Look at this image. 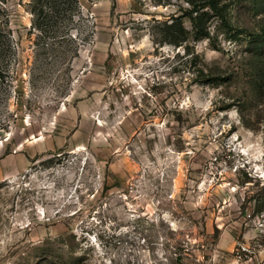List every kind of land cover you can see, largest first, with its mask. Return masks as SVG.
I'll return each mask as SVG.
<instances>
[{"label": "rangeland", "instance_id": "rangeland-1", "mask_svg": "<svg viewBox=\"0 0 264 264\" xmlns=\"http://www.w3.org/2000/svg\"><path fill=\"white\" fill-rule=\"evenodd\" d=\"M29 1L0 14V264H264V0H79L43 46Z\"/></svg>", "mask_w": 264, "mask_h": 264}, {"label": "trees", "instance_id": "trees-1", "mask_svg": "<svg viewBox=\"0 0 264 264\" xmlns=\"http://www.w3.org/2000/svg\"><path fill=\"white\" fill-rule=\"evenodd\" d=\"M79 2V0H30L28 2L31 4L30 11L34 16V28L40 31L38 38L42 39L41 46H43L44 37L56 40L57 38L61 39L65 38V36L71 35L70 31H66L65 33L60 31V33L56 34V29L53 27H58L59 20L63 17H69L71 20L72 18H75V16L79 14ZM4 3H6V0H0V14L5 11V8L3 7ZM199 8L202 7L194 5L192 12H197V14L192 16V20L197 34H199V36H206L208 35V31H206V27H204V24H202L201 21L204 20V15H207V13L205 11L199 13ZM44 25H46V27H43ZM69 29L71 30L72 27H69ZM181 33L184 36L183 38L171 42L180 44L185 41L187 38V32L184 27H181ZM35 44L38 45L37 41ZM12 47L11 33L8 34L0 28V52L2 54L8 53L13 50Z\"/></svg>", "mask_w": 264, "mask_h": 264}, {"label": "built area", "instance_id": "built-area-1", "mask_svg": "<svg viewBox=\"0 0 264 264\" xmlns=\"http://www.w3.org/2000/svg\"><path fill=\"white\" fill-rule=\"evenodd\" d=\"M242 248H243V250H247V247H244V246H243Z\"/></svg>", "mask_w": 264, "mask_h": 264}]
</instances>
